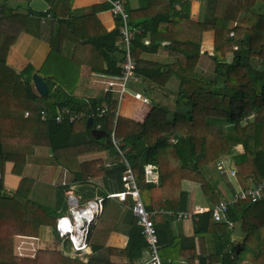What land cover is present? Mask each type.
I'll return each instance as SVG.
<instances>
[{
	"label": "trees",
	"instance_id": "16d2710c",
	"mask_svg": "<svg viewBox=\"0 0 264 264\" xmlns=\"http://www.w3.org/2000/svg\"><path fill=\"white\" fill-rule=\"evenodd\" d=\"M14 1L29 0H0V171L5 162H12L10 172L21 176L24 165L36 155L35 148L46 147L51 152L49 164L65 168L79 180L78 204L84 205L97 195L105 197L124 190L122 174L128 165L144 208L175 212L193 210L191 188L181 186L188 182L201 192L207 207L225 200L226 208L220 221H215L211 212L194 213L191 236L174 233L171 222L177 217L154 216L162 263L264 264V192L255 202L249 198L230 201L236 190L252 188L264 179V7L254 10L256 1L264 4V0H243L232 20L227 17L228 3L224 0H204L201 21L191 19L190 0H138L135 9L124 5L133 31L134 73L143 81L139 89L153 105L143 122L116 114L118 95L112 89L98 94L87 89L92 72L81 67L89 64L87 59L72 66L65 62L63 50L65 43H70L63 41L66 35L81 49L87 46L95 52L94 59H100L99 74L120 76L118 64L124 52L119 19L114 18L111 31H82L91 25L79 23L82 17L95 19L98 10L109 9L107 3L68 9L65 14L59 11V0H45L50 5L47 12L58 21L49 19L38 26V38L50 46L39 71L47 86L43 96L33 89L32 67L27 65L17 73L6 65L10 46L27 29V15L10 5ZM204 31H213L211 52L201 51ZM160 46L169 57L166 63L143 58L144 53L156 52ZM173 79L177 86L171 90L167 83ZM161 100L172 101V106L162 105ZM128 103L133 107L138 104L145 112L148 109L124 95L119 108L122 115L128 114ZM58 106L81 111L83 118L69 122L64 114L60 123L40 120L41 109L52 114ZM99 107L106 108L100 117ZM26 110L29 115L24 117ZM88 118L91 125H87ZM97 126L106 137L91 135L90 130ZM112 132L119 150L112 143ZM102 151L107 154L103 160L78 158ZM229 161L235 173L232 184L239 188L223 181ZM147 165L155 167L157 184L147 182ZM31 186L22 178L16 190L7 193L0 178V211L18 215L12 235L0 233V264H133L144 256L146 242L131 212L129 197L121 203L117 198L104 199L94 226L95 234L100 231L104 236L90 238L86 261L60 251L38 250L31 258L15 255L14 235L36 236L39 225H49L58 239L56 218L68 210V184L53 188L54 207L29 197ZM235 230L243 236L241 242L232 239ZM113 231L127 237L124 248L104 246L105 237ZM181 258H185L184 263H180Z\"/></svg>",
	"mask_w": 264,
	"mask_h": 264
},
{
	"label": "crops",
	"instance_id": "0c3cea01",
	"mask_svg": "<svg viewBox=\"0 0 264 264\" xmlns=\"http://www.w3.org/2000/svg\"><path fill=\"white\" fill-rule=\"evenodd\" d=\"M122 1L124 2V5L127 6L128 8H129V5L127 3H130L132 7L130 9H135L139 6L138 0H122ZM228 1L231 4H229L228 10H227V17L230 20H232L235 17L234 8L235 6L240 5L242 0H228ZM101 3H103L102 0H63V1L59 0L58 8L61 13L66 14L68 9L72 11L74 9L86 8V7L94 6V5L98 6ZM204 3H205L204 0H190V17L192 20L194 21L202 20L203 15H204ZM10 5L13 8H16V7L20 8L19 12L27 15V20H26L27 29L26 31L21 32L17 40L15 41V43L10 46L6 54V65L11 70L17 73L23 70L27 65H29L30 67H32V70L34 71L33 74H37L43 79V75L39 71L47 55L50 53V46L48 42H46L45 40L41 38H38L37 33H38V26L45 23V21H48L49 19L40 21L36 17L31 16V14L37 15L36 13H39V12H47L49 11L50 5L45 0H29V1H24V2L14 1L10 3ZM93 16H95V19L91 17L90 21H88L85 17L80 18V21H79L80 24L84 23L86 25V22H88L89 25H91V26L86 25L85 27L83 26L84 28L82 31H86L88 28H94L98 31L102 29H105L106 31H111L115 27V19L112 16L109 9H105V10L100 9ZM58 17L60 18V16ZM53 20L54 22L58 21V19H53ZM51 26L52 24L50 23L49 27ZM45 30L46 28L43 27V32ZM213 38H214L213 31H204L201 34V46H200L201 51H204L203 49L206 47L205 43L209 44L210 41L212 42V47H213V40H214ZM63 41L70 42V43H65V47L63 50L65 62L66 61L70 62L69 66H72V65H76L77 62H80V59L82 60L87 59L88 61L87 63L89 64L87 66H81V67L85 71L90 69V71L92 72L87 82L88 83L87 86L89 88L88 90L92 91L94 94L103 92L102 88L105 86V84L103 83L105 82V80L107 81L108 78L102 74H99L98 70L101 67L100 59L99 58L94 59L96 58L94 54L95 52L89 51L87 46H84L81 49L80 45L76 44V42H73V39L68 38L66 35ZM167 43H168L167 41H162V45H167ZM80 50L81 52L77 53ZM143 58L147 60L163 62V63H166L169 60L166 50L163 49L161 46L158 47L156 52L144 53ZM141 82H143L142 79H139V81H137L136 83L130 82L131 84L129 86V92H128V95L130 97L127 95L130 98V99L128 98L130 102H135L131 99L132 93L136 92V93H141L142 95H144L139 89L141 88L140 87ZM32 84H33V89L36 91V89L34 88L33 82ZM95 89H98V90L95 91ZM144 96L148 98L146 95ZM142 104L144 106L147 105L144 103ZM137 109L138 108L135 107V109L129 110V112L131 111L132 112L130 113L131 117H128V118L135 120L137 122H143L144 118L147 116V113L144 114L143 112H141L143 111L142 108L141 110L138 109L139 111ZM34 153H36V155L33 154L32 161L24 165V169L22 170L21 176L14 175L10 172L11 166L13 164L12 162H5L3 164L2 171H0V173L2 174L4 187L6 188L7 193H12L17 188L19 181L22 178H26L27 180L31 179L32 181H36L39 185V186H36L32 184V186L30 187L29 194L32 198H33L35 191H38V192L41 191L40 192L41 194H43L44 192H49V199H50V202L52 203L54 201V195L53 193L51 194V189L53 190L55 185H59V184H68L69 189L66 192L68 194H72L76 196L77 198L81 197L80 194L76 193V188L78 187L79 180H76L77 179L76 177H73L72 175H70V173H68L65 168L58 166V165L53 166L49 164L48 159L49 157H51V152L48 148L36 147L34 150ZM92 153L83 154L79 156L78 158H80V161L90 160L91 159L90 156L91 157L94 156L95 153L97 152H92ZM5 174L7 176L6 178L7 180H5L4 178ZM87 178L89 179V181L90 180L92 181V179H90L89 176ZM186 184H187V187L190 186L188 182H186ZM47 185H48V188L50 189H47ZM187 187H185L184 189H188ZM190 188L191 187H189V189ZM194 190H191V193ZM191 193H190V198H191V203H192V200L195 202L194 200L195 196H193ZM98 196L99 195L95 197H98ZM95 197H92L90 199H93ZM90 199H87V200H90ZM80 206H83V205L80 204ZM192 206H194L193 210L195 212H200L198 211V208L205 207V206H199L195 203ZM17 218H18L17 214L6 212V211H0V233L8 235V236L12 235L13 222L17 220ZM171 225L173 226L175 234H180L183 236H191L193 234V225H192L191 218H188V219L177 218L176 220L171 222ZM94 229H93L92 236L98 239H102V237L104 236V232L100 233L99 231L97 232V234H95L96 232L94 231ZM51 235H52L51 226L49 225H39L36 236L14 235L13 236V250H14L15 255L31 258L29 254H31L33 251L36 252L40 248L41 245H44L46 239L49 238ZM232 239L236 242H241L243 239V236L240 234L239 231L235 230V233L233 234ZM58 242L61 243L59 239H58ZM126 242H127L126 236H124L120 232L113 231L105 237L104 246L110 247V248L122 249L125 247ZM90 245H91V242H90ZM144 256H145V252H144ZM122 262L125 263V259H123ZM184 262H185V258H181L180 263H184Z\"/></svg>",
	"mask_w": 264,
	"mask_h": 264
},
{
	"label": "built area",
	"instance_id": "2783aa9c",
	"mask_svg": "<svg viewBox=\"0 0 264 264\" xmlns=\"http://www.w3.org/2000/svg\"><path fill=\"white\" fill-rule=\"evenodd\" d=\"M103 3L109 5V10L114 18L119 19L118 31L120 39L122 42L123 49V60L121 61L119 67L121 73L119 77L108 78L105 82L106 87L104 91L111 90V87L116 85L118 87L116 94L118 95V104H121L124 95H128L127 87L129 81H134L136 74L134 69L136 66L134 57L131 50V39H132V28L130 26L129 16L125 9L124 3L122 0H102ZM44 15H33L40 21L45 19H53L51 13L44 12ZM58 19V18H56ZM233 35V32H230V36ZM145 43H148L145 41ZM134 99L142 101L143 103H148L146 97H142L141 93H132ZM97 116L100 117L105 113V107L97 108ZM39 117L42 121H47L48 119H53L55 122L60 123L64 114L67 115V120L73 122L75 120L83 118V113L79 112H70L64 106L56 107L55 112L50 114L47 110L41 109L39 111ZM117 115L120 112L117 110ZM29 115V110L24 112V117ZM96 129H99L97 126ZM114 132L111 133V140L114 146L119 150V143L114 137ZM155 167L147 165L145 168L146 180L149 183L157 184L158 179L156 173L153 172ZM234 172H232L233 174ZM2 174L0 173V178ZM122 180L124 181V190L117 193H109L107 196H98L93 199L87 200L83 206L78 204V198L72 194L67 195V202L71 205L69 208V214L60 215L56 218L55 222V233L60 240V245L63 249V244L66 242L67 250L69 249L74 255L80 257V260L86 261L87 256L90 253V238L93 233L94 226L97 223V220L103 210L104 199L106 198H117L118 201L123 202L128 197L131 199L130 209L133 216L136 218L137 225L141 228V233L146 242L145 256L141 257L133 264H163L159 255L160 244L158 242V235L156 228L153 223V217L157 214H165L171 217H177L180 219H188L194 213H199L193 211H180L175 212L172 210H146L144 208L140 188L136 182L135 176L133 175L130 167L127 165V168L122 174ZM264 192V179L258 183L256 186L248 189H238L233 193V196L230 201L234 202L236 200H244L249 198L251 201H257ZM227 202L221 200L219 203L215 204L212 207H204L203 211L200 212H211L212 217L215 221H220L222 214L225 211ZM241 264H245L244 262Z\"/></svg>",
	"mask_w": 264,
	"mask_h": 264
},
{
	"label": "rangeland",
	"instance_id": "374dc122",
	"mask_svg": "<svg viewBox=\"0 0 264 264\" xmlns=\"http://www.w3.org/2000/svg\"><path fill=\"white\" fill-rule=\"evenodd\" d=\"M225 2H227L228 3V7H229V4H231V3H229V1L228 0H224ZM124 3V2H123ZM242 3H243V0H242V2H241V4L240 5H238V6H235V8H234V12H235V17H236V15H237V12H238V10L240 9V7H241V5H242ZM128 5H129V8H132L131 7V4L130 3H127ZM234 6V5H233ZM264 7V4H262L260 1H256V3H255V7H254V10L255 11H259V9H261V8H263ZM235 17L233 18V19H235ZM234 21V20H233ZM206 44V45H205ZM204 45L206 46H204L205 48L203 49L204 51H208V52H211L212 50H209V48L211 47L212 48V42L210 41L209 42V44L208 43H205ZM168 56V55H167ZM120 63L121 62H119V64L118 65H120ZM206 64L207 65H209V67H212L213 65L211 64V63H209L208 61L206 62ZM133 77H135V80L133 81H129V85H128V87H127V90H128V92H129V86H130V82H134V83H136L137 81H139V79H138V76L136 75V76H133ZM105 82H106V80H105ZM103 83V84H106V83ZM167 85H168V88L169 89H175L176 88V86H177V80H175V79H173V80H171L169 83H167ZM106 87V85L102 88L103 89V92H105L104 91V88ZM87 89H89L88 88V86H87ZM111 89L114 91V92H117V89H118V87L116 86V85H114V86H112L111 87ZM98 89H95V91H97ZM140 91H141V89H140ZM128 92H127V94H128ZM129 96V95H128ZM141 96L142 97H145L144 95H142L141 94ZM130 97V96H129ZM128 97V98H129ZM130 99V98H129ZM131 99L133 100V101H138V99H134L132 96H131ZM148 99V98H147ZM149 101V100H148ZM140 102L141 103H143L141 100L140 101H138V103L140 104ZM160 103L162 104V105H166V106H172V101H166V100H161L160 101ZM137 104V103H136ZM145 104V103H144ZM147 105V107H148V109L146 110V112L145 111H141V112H143V113H149V111L151 110V108L153 107V105L150 103V101L148 102V103H146ZM138 105V104H137ZM134 106L133 107V105H131L130 103H128V105H127V108H128V114L125 116V115H122L121 113L119 114V115H121V116H123V117H131L130 116V113L132 112H129V110H133V109H135V107H137L139 110H141V106ZM123 106V105H122ZM119 108H120V104H118V106H117V110L119 111ZM132 108V109H131ZM137 109V110H138ZM138 110V111H139ZM144 110V109H143ZM120 112V111H119ZM239 148V147H238ZM92 154H94V153H92ZM103 157V158H102ZM107 157V154L105 153V151H102V152H97V153H95V155L94 156H90V158L91 159H95V160H100V159H105ZM232 172H234V170H233V168L230 166V161H229V164H228V168H227V175H225L224 177V179H223V181L225 182V184H227L228 182H230L231 183V186H232V188H234V187H236V188H239V187H237L236 186V184H232V182H233V179H234V174L235 173H233L232 174ZM4 178H5V180H7L6 178H7V176H6V174L4 175ZM6 182V181H5ZM29 182L30 183H32V184H34V185H36V186H39L38 185V183L36 182V181H32L31 179L29 180ZM189 187H191V190H194V188H193V186L189 183ZM181 186H182V188H185V187H187V184H186V182H182V184H181ZM189 187H187L188 189H189ZM47 189H50V188H48V185H47ZM16 190V189H15ZM14 190V191H15ZM196 190V191H195ZM191 194L193 195V196H195V202L192 200V205L195 203V204H197V205H199V206H205L206 207V205H208V203L205 201V200H203L204 199V197H203V195L201 194V192L199 191V190H197V189H195ZM13 191V192H14ZM41 192V191H40ZM40 192H38V191H35V193H34V195H33V198H35V199H38V202L39 203H41V204H44V205H47V206H50V207H54L53 206V203H54V201L51 203L50 202V199H49V194L47 193L46 194V192H44L43 194H41ZM54 192V190H52L51 189V194ZM67 193V192H66ZM29 197H31L30 196V194H29ZM32 198V197H31ZM203 198V199H202ZM196 200H198V201H196ZM67 205H68V210L65 212V214H69V208L71 207V205L67 202ZM191 205V206H192ZM193 211V210H192ZM98 220H99V218H98ZM98 220H97V222H98ZM52 227H51V232H52ZM48 234H49V232H48ZM93 234V233H92ZM52 235H53V232H52ZM48 236L49 238H47L46 239V241H45V243H44V245H41L40 246V248L38 249V250H45V251H47V252H50V251H53V252H58V251H60L62 254H64V255H66V256H69V257H71V258H79L80 259V257H78V256H76V255H74L69 249L67 250V246L65 245L66 244V242H65V244H63V246H65V247H63V249H62V247H61V245H60V243L58 242V239H56V238H54V236ZM40 237H41V235H40ZM43 237V236H42ZM94 242H96V241H94ZM90 244V243H89ZM37 250V251H38ZM13 253H14V250H13ZM36 252L35 251H33L31 254H29L31 257L32 256H35L34 254H35ZM15 254V253H14Z\"/></svg>",
	"mask_w": 264,
	"mask_h": 264
},
{
	"label": "water",
	"instance_id": "95a60500",
	"mask_svg": "<svg viewBox=\"0 0 264 264\" xmlns=\"http://www.w3.org/2000/svg\"><path fill=\"white\" fill-rule=\"evenodd\" d=\"M209 50H212L210 47ZM33 83H34V88L36 89L37 93L40 95H46L47 94V86L44 80L37 74H33L32 76ZM92 120L91 118L87 119V125H91ZM90 133L93 137L95 138H101V137H106V133L104 131L98 130V129H91ZM108 142V141H107Z\"/></svg>",
	"mask_w": 264,
	"mask_h": 264
}]
</instances>
